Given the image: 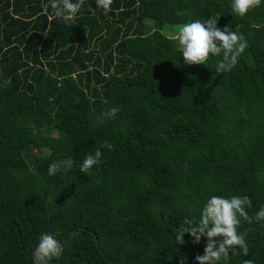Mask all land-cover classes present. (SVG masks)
<instances>
[{"label":"trees","instance_id":"1","mask_svg":"<svg viewBox=\"0 0 264 264\" xmlns=\"http://www.w3.org/2000/svg\"><path fill=\"white\" fill-rule=\"evenodd\" d=\"M230 4L113 0L105 14L85 0L66 23L50 0H0V264H33L44 233L63 247L54 264H195L205 240L175 238L208 198L264 206V0L243 17ZM213 16L248 43L220 74L221 57L186 65L173 39ZM104 141L113 150L81 173ZM238 232L249 254L229 264H264V222Z\"/></svg>","mask_w":264,"mask_h":264},{"label":"clouds","instance_id":"2","mask_svg":"<svg viewBox=\"0 0 264 264\" xmlns=\"http://www.w3.org/2000/svg\"><path fill=\"white\" fill-rule=\"evenodd\" d=\"M85 0H50L52 17L72 22L80 11ZM113 0H96L97 7L104 10L105 14L111 11ZM261 5V0H231L233 14L243 17ZM180 15L184 13H178ZM218 18L210 17L205 20L195 19L178 27L173 35L181 49L184 64L204 65L211 57H221L216 65L217 74L231 71L239 62V57L248 47L247 40L242 33L233 31L229 26L223 29L217 26ZM118 108H111L98 116L97 123L103 124L107 119H115ZM101 148L113 150V146L104 141L94 154H88L80 164L81 173H87L94 165L101 162L103 155ZM73 161L67 159L52 162L48 166L49 175H55L62 168L70 169ZM252 206L248 196L225 198L211 196L203 205L198 220L187 218L178 227L176 245H183V237L188 234L193 244L205 240L202 255L194 257L195 264H229V253L236 255L249 254L246 243V233L238 232L242 221L248 224L253 221L264 222V206L250 216L246 208ZM238 249V251H237ZM63 247L55 235L44 233L39 238V243L32 253L33 264H50L54 258H59ZM179 264H185V257L181 256ZM244 264H253L251 259L244 260Z\"/></svg>","mask_w":264,"mask_h":264},{"label":"rangeland","instance_id":"3","mask_svg":"<svg viewBox=\"0 0 264 264\" xmlns=\"http://www.w3.org/2000/svg\"><path fill=\"white\" fill-rule=\"evenodd\" d=\"M148 13H150V12H148ZM178 55H179V56L182 55V53H181V49H179V53H178ZM50 264H54V261L52 260V261L50 262Z\"/></svg>","mask_w":264,"mask_h":264}]
</instances>
